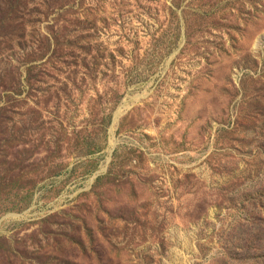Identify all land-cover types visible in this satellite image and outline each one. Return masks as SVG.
<instances>
[{
	"label": "rangeland",
	"instance_id": "rangeland-1",
	"mask_svg": "<svg viewBox=\"0 0 264 264\" xmlns=\"http://www.w3.org/2000/svg\"><path fill=\"white\" fill-rule=\"evenodd\" d=\"M0 264H264V0H0Z\"/></svg>",
	"mask_w": 264,
	"mask_h": 264
}]
</instances>
